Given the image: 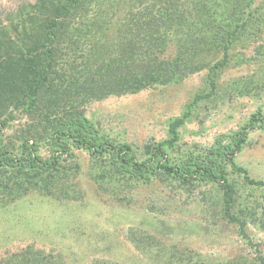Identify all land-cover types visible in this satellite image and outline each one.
Here are the masks:
<instances>
[{
    "label": "trees",
    "instance_id": "1",
    "mask_svg": "<svg viewBox=\"0 0 264 264\" xmlns=\"http://www.w3.org/2000/svg\"><path fill=\"white\" fill-rule=\"evenodd\" d=\"M232 68L249 72L223 80ZM202 73L165 136L141 151L88 115L94 102ZM241 98L264 100V0H20L0 7V207L32 192L81 201L83 151L97 191L121 206H136L143 196L156 218L196 209L200 224L232 226L250 240L249 226L264 232V179L238 158L252 135L264 132L263 106L210 142L183 141V131L196 119L203 124L211 107ZM169 232L129 227L134 261L253 263L202 254ZM107 255L91 264L130 263ZM67 258L33 243L1 254L0 264H69Z\"/></svg>",
    "mask_w": 264,
    "mask_h": 264
},
{
    "label": "rangeland",
    "instance_id": "2",
    "mask_svg": "<svg viewBox=\"0 0 264 264\" xmlns=\"http://www.w3.org/2000/svg\"><path fill=\"white\" fill-rule=\"evenodd\" d=\"M19 1L0 0V7L12 8ZM248 72L245 68H232L223 80H232ZM203 77L204 73L180 84L94 102L87 112L141 151L148 141H159L165 136L167 121L181 113L185 103L200 87ZM259 105L264 109V100L255 102L241 98L232 103H218L205 112L203 124L196 119L183 131V141L210 142L219 132L235 128ZM77 154L82 164L79 183L83 199L59 202L32 192L15 204L0 207V255L34 243L39 248H55L70 256L67 258L69 264H91L92 258L105 250L109 258L116 255L128 260L129 264H141L134 261L138 252L126 241L129 227L138 226L155 234L170 231V240L214 258L245 256L253 260L252 264L263 263L258 259L264 257V232L249 226L250 240H244L235 227L200 224L196 209H191L192 213L187 216L176 213L156 218L143 207V196L136 206L123 207L97 191L87 174L89 156L83 151H77ZM238 161L252 177L264 179V132L257 131L252 135ZM162 219L172 221L163 222Z\"/></svg>",
    "mask_w": 264,
    "mask_h": 264
}]
</instances>
